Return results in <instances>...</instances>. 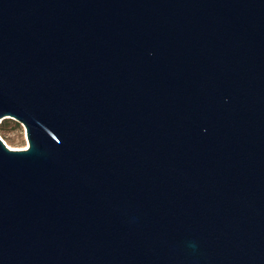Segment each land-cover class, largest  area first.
I'll list each match as a JSON object with an SVG mask.
<instances>
[{
    "label": "water",
    "instance_id": "obj_1",
    "mask_svg": "<svg viewBox=\"0 0 264 264\" xmlns=\"http://www.w3.org/2000/svg\"><path fill=\"white\" fill-rule=\"evenodd\" d=\"M0 264H264V0H0Z\"/></svg>",
    "mask_w": 264,
    "mask_h": 264
},
{
    "label": "rangeland",
    "instance_id": "obj_2",
    "mask_svg": "<svg viewBox=\"0 0 264 264\" xmlns=\"http://www.w3.org/2000/svg\"><path fill=\"white\" fill-rule=\"evenodd\" d=\"M10 118V117H6ZM5 118L1 119L4 120ZM13 119V118H11ZM15 120V119H13ZM16 121V120H15ZM18 122V121H17ZM17 127H8L4 134H0L4 142L10 148H26L28 146V140L25 135V127L22 123L18 122Z\"/></svg>",
    "mask_w": 264,
    "mask_h": 264
},
{
    "label": "trees",
    "instance_id": "obj_3",
    "mask_svg": "<svg viewBox=\"0 0 264 264\" xmlns=\"http://www.w3.org/2000/svg\"><path fill=\"white\" fill-rule=\"evenodd\" d=\"M19 124L17 121L11 119V118H5L4 120H1L0 121V134H4L5 130L8 128V127H17Z\"/></svg>",
    "mask_w": 264,
    "mask_h": 264
}]
</instances>
